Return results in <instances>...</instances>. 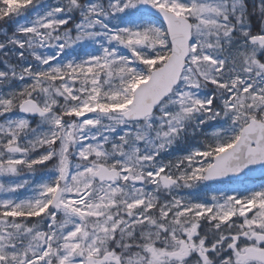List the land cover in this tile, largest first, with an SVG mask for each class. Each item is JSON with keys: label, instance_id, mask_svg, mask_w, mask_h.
Wrapping results in <instances>:
<instances>
[{"label": "snow or ice", "instance_id": "1", "mask_svg": "<svg viewBox=\"0 0 264 264\" xmlns=\"http://www.w3.org/2000/svg\"><path fill=\"white\" fill-rule=\"evenodd\" d=\"M0 23V264H264V0Z\"/></svg>", "mask_w": 264, "mask_h": 264}, {"label": "rangeland", "instance_id": "2", "mask_svg": "<svg viewBox=\"0 0 264 264\" xmlns=\"http://www.w3.org/2000/svg\"><path fill=\"white\" fill-rule=\"evenodd\" d=\"M4 27H5V25H4L3 23H0V30H3ZM8 27H9V29H10L11 26L9 25Z\"/></svg>", "mask_w": 264, "mask_h": 264}]
</instances>
